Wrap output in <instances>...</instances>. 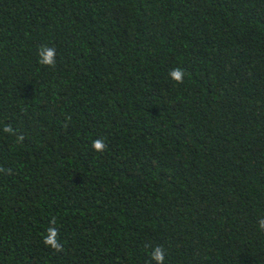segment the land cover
<instances>
[{
    "label": "trees",
    "instance_id": "obj_1",
    "mask_svg": "<svg viewBox=\"0 0 264 264\" xmlns=\"http://www.w3.org/2000/svg\"><path fill=\"white\" fill-rule=\"evenodd\" d=\"M261 219L264 0H0V264H264Z\"/></svg>",
    "mask_w": 264,
    "mask_h": 264
},
{
    "label": "clouds",
    "instance_id": "obj_2",
    "mask_svg": "<svg viewBox=\"0 0 264 264\" xmlns=\"http://www.w3.org/2000/svg\"><path fill=\"white\" fill-rule=\"evenodd\" d=\"M39 63L48 67H55L56 64V50L54 47L48 45H42L38 50ZM169 76L176 83H183L185 77V70L181 67H175L169 72ZM6 133H12L13 129L10 125L5 126L3 129ZM18 141L23 140V136L17 137ZM107 145L102 139H94L92 141V148L95 151L102 152ZM56 220L53 217L49 221V227L46 229L43 235V241L46 246L51 247L53 250L59 252L63 251V244L59 239V229L55 226ZM259 229L264 231V219L258 221ZM151 259L156 261V264H164L165 261V249L162 245H157L152 249Z\"/></svg>",
    "mask_w": 264,
    "mask_h": 264
}]
</instances>
